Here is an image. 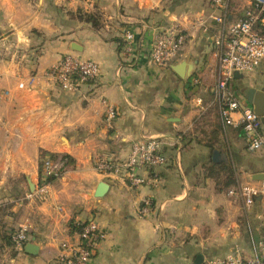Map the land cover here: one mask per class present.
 I'll list each match as a JSON object with an SVG mask.
<instances>
[{
	"label": "crops",
	"instance_id": "crops-1",
	"mask_svg": "<svg viewBox=\"0 0 264 264\" xmlns=\"http://www.w3.org/2000/svg\"><path fill=\"white\" fill-rule=\"evenodd\" d=\"M204 1L0 0V264H58L61 243L91 219L104 234L92 264H195L200 256H256L264 239V191L246 207L200 173L221 154L237 169L235 188L263 180L254 177L262 176L264 150L250 162L238 129L221 121L225 141L214 145L211 159L204 141L187 140L184 147L181 140L178 150L169 143L162 148L166 165L136 171L144 180L138 187L95 169L99 160L124 161L141 137L166 136L172 142L192 132L219 79L212 37L193 25L197 15L211 12L210 0ZM239 4L242 14L248 0ZM80 15L93 16L99 27ZM175 20L187 32V42L169 67H157L150 59L154 37ZM127 31L133 35L132 52L125 56ZM65 55L98 66L97 77L76 94L62 91L50 74ZM181 63L183 78L172 69ZM232 84L234 90L235 78ZM245 88L244 96L234 93L253 109L246 95L250 89L263 91L264 84L240 90ZM103 99L116 111L110 121ZM41 152L73 162L50 184L44 200L28 202L23 196L38 182ZM101 182L108 189L96 198ZM145 198L152 209L141 216ZM20 227L27 228L26 245L36 246L34 254L25 252L26 245L17 249L10 243L9 235Z\"/></svg>",
	"mask_w": 264,
	"mask_h": 264
},
{
	"label": "built area",
	"instance_id": "built-area-1",
	"mask_svg": "<svg viewBox=\"0 0 264 264\" xmlns=\"http://www.w3.org/2000/svg\"><path fill=\"white\" fill-rule=\"evenodd\" d=\"M210 7V14L197 15L193 25L203 28L211 35L218 53L219 79L212 88L213 103L218 107L224 126L241 132L249 152H260L264 150L261 117L251 108L241 104L231 83L235 75L252 72L264 64V0H248V6L242 10L240 17H235L232 13L230 0H210ZM212 23L216 25V30H212ZM132 39V33L125 32L122 52L125 56L132 52ZM187 39V32L176 20L162 28L152 43L150 59L153 64L160 68L169 67L182 53ZM98 71V66L93 61L65 55L51 68L50 74L62 91L76 94L97 77ZM193 84L198 85V80L195 79ZM19 87L22 88L23 85L20 84ZM101 103L105 107L106 119H114V106L105 99ZM169 143L178 150L181 144L180 136L173 138L172 142L166 136L141 137L132 144L124 161L99 160L95 169L101 175L120 176L130 186H141L144 180L136 171L141 168L164 166L167 159L162 153V148ZM42 163V172L36 186L23 196L28 202L44 200L51 184L49 179L56 180L61 176L63 161L60 157L54 160L45 158ZM261 174L263 180L257 184H239L236 188L229 189L228 194L240 197L246 207L252 206L256 197L264 191V170ZM151 209V201L143 199L139 207L140 215H148ZM103 238L104 234L98 224L93 219L87 221L80 226V231L73 239L61 243L56 262L92 264L96 247ZM9 239L17 249L23 248L30 241L26 227L12 232ZM201 264H264V239L258 241L257 254L253 258L229 254L221 258L203 259Z\"/></svg>",
	"mask_w": 264,
	"mask_h": 264
},
{
	"label": "rangeland",
	"instance_id": "rangeland-1",
	"mask_svg": "<svg viewBox=\"0 0 264 264\" xmlns=\"http://www.w3.org/2000/svg\"><path fill=\"white\" fill-rule=\"evenodd\" d=\"M239 1L240 0H230V9H231L232 13L235 15V17L236 16L240 17V15H241V13H240L241 9H240ZM208 2H209L208 0H205L204 3H202V5H204L205 3L207 4ZM233 81H232V83H233ZM232 83H231V86H233ZM263 84H264V64H262L259 68L255 69L252 72L243 73V74L238 75V76L235 75L234 90H235V93L239 94L241 92L244 96V93L247 92L246 91L247 88L240 90V88L242 86L248 87V85H252V86H255L256 88H261L263 86ZM205 106L207 108L205 109V111L203 112L201 117L197 118V120L195 121V124L193 125V128H192V132L189 134H187L188 132L185 134L180 133L181 139L183 140L182 145L184 147L187 146V144H189V142H191V141H195L197 143H202L204 141L205 143L208 144V142H210L212 139H214L213 138V132L214 131L215 132L217 131L218 134L220 135V136L218 135V138L216 137L217 138L216 140H213L215 143H218L217 147L219 146V144L221 142L225 141L224 137H223L224 136L223 131L225 128H223L221 120L218 117V114H217L218 110H217L216 104L213 103V96L208 97L207 102L205 103ZM222 128H223V130H222ZM262 134L264 137V124L262 126ZM191 135H192V137H194L195 140L193 138H190ZM187 140L189 142H187ZM238 140H240V138H236V142L239 143ZM260 152H256V153L249 152V154H248L249 155V161L250 162L256 161V158H254V156H256ZM166 164H167V161H166ZM209 168H210V165H207V166L204 165V166L200 167V173L202 172L203 176L205 178H211V177H207L209 174V171H208ZM234 168H235V166H234ZM173 169H174V174H175L176 178L180 182L181 180L179 178V174H178L176 168H173ZM232 172H233L234 179L237 180V178H236L237 169L236 168L233 169ZM62 173H63V170L61 171V175H62ZM221 175L222 176H220V179L211 178V179H213L215 186H217L219 182L221 183L224 181V178H222V177H225L226 174L223 173ZM133 187H135V186H133ZM233 187H235V186L229 185L228 187L223 188L222 185H220L219 189H222L223 191L227 192L230 188L232 189ZM145 199H147V198H145ZM12 232H14V231H12Z\"/></svg>",
	"mask_w": 264,
	"mask_h": 264
},
{
	"label": "trees",
	"instance_id": "trees-1",
	"mask_svg": "<svg viewBox=\"0 0 264 264\" xmlns=\"http://www.w3.org/2000/svg\"><path fill=\"white\" fill-rule=\"evenodd\" d=\"M78 18L80 20H83V21L87 22V23H90L94 28H98L99 27V24H98L97 20L93 16L80 15ZM178 135L180 136V134H178ZM218 135H219L218 132L214 131L213 132V138L214 139H212L207 144V146L210 148V155H209L210 159L213 156L212 154L214 152H216V149H214V145L216 143L213 140H216L218 138ZM180 140H182L181 136H180ZM219 156L222 157L221 154ZM40 157H41V160L39 162V177H40L41 172H42V165H43L42 161L45 158H49V159H53L54 160V159L58 158V156L55 155V154H49V153H46V152H41ZM220 157H218V160L215 163L212 162V160H211V163H210L211 165H210V168L208 169L209 174H208L207 177H211L213 179H220V176H221L220 174L225 173L226 176L224 177V181L221 182V183L219 182L218 185L216 186V188L219 189L220 185H222L223 188H226L229 185L235 186L237 183H236V179H234V177H233V172H232L233 168L231 167V165H228L227 162L223 158H220ZM60 159L63 161V168H64V166L71 165L72 162H73L68 156H61ZM53 181H54V179H49L50 183H52ZM219 190L221 191L222 189H219ZM70 226L72 227V225H70ZM73 229L77 233L78 231H80V226H77L76 228H73ZM9 241H10V239H9Z\"/></svg>",
	"mask_w": 264,
	"mask_h": 264
},
{
	"label": "water",
	"instance_id": "water-1",
	"mask_svg": "<svg viewBox=\"0 0 264 264\" xmlns=\"http://www.w3.org/2000/svg\"><path fill=\"white\" fill-rule=\"evenodd\" d=\"M172 69L174 72L180 77L183 78L185 75V63L178 64L176 66H173ZM246 99L249 104L253 106V112L258 117H264V109H261L260 107V101L261 99L264 100V90L263 91H256L255 89H250L246 95ZM263 177L261 175H256L254 177V180H261ZM108 189V185L104 182H101L98 184L94 196L96 198L102 197ZM25 252L28 254H34L36 250V246L34 244H27L24 248ZM203 258L200 256L195 261V264H201Z\"/></svg>",
	"mask_w": 264,
	"mask_h": 264
}]
</instances>
